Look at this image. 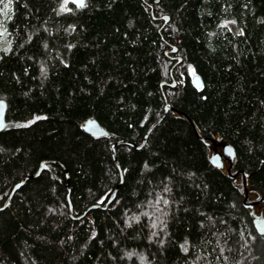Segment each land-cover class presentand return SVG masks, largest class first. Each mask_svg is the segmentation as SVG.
I'll list each match as a JSON object with an SVG mask.
<instances>
[{"label":"trees","instance_id":"obj_1","mask_svg":"<svg viewBox=\"0 0 264 264\" xmlns=\"http://www.w3.org/2000/svg\"><path fill=\"white\" fill-rule=\"evenodd\" d=\"M154 1L12 0L7 16L0 4L10 47L0 53V206L48 165L0 212V264H264L242 181L209 163L184 117L232 146L231 172L264 197V0ZM151 8L169 17L160 33ZM176 56V86L162 92ZM163 94L181 114L168 112L142 149L118 146L115 200L73 220L68 193L73 217L107 201L119 183L111 145L140 144ZM88 118L109 137L85 133Z\"/></svg>","mask_w":264,"mask_h":264},{"label":"water","instance_id":"obj_2","mask_svg":"<svg viewBox=\"0 0 264 264\" xmlns=\"http://www.w3.org/2000/svg\"><path fill=\"white\" fill-rule=\"evenodd\" d=\"M69 1L78 7H82L85 3V0H82V2H81V0H69ZM154 2H155V4H157L158 0H155ZM151 16H152L153 20H159V21L163 22L161 28L158 30V33H160V31L169 22V17L164 15V16L155 18L153 16L152 8H151ZM177 42H179V41H177ZM176 53H177L176 46L171 45V47L169 49L165 50L164 55L168 56L169 54H176ZM171 60L175 61V63L172 65V67L170 69V73H169L170 74V82H161L160 88H161L162 92H163L162 86H167L168 88H171V89L175 88V86H176V81L173 79L171 72L176 66H178L182 62V59H181V57L176 56V57H171ZM192 84L196 88H201L202 82L197 75L192 77ZM163 98H164V102H165L163 110H162L160 116L148 127V129L146 130V133H145L140 144L137 145V144H134V143H132L130 141H126V140H117L111 145L112 159L117 166V170H118V174H119V183L116 185L115 189L113 190L112 194L109 196L107 201L102 205L101 204L91 205L81 215L73 217L72 207L70 204L69 193H68L67 199H68V204H69V214L73 220L79 221V220L83 219L92 210H97V209L106 210L107 207L110 206L113 203V201L115 200L117 190L123 181V174H122L121 168L119 167V165L117 163V159H116V148L118 146L125 145V146L133 148L135 150L142 149L144 147L146 140H147L149 134L151 133V131L165 118V116L167 115L168 112L172 111V112L180 113L179 111L174 110L171 107V105L167 102V99H166L164 94H163ZM6 109H7L6 102L4 100L0 99V123L3 124V127H0V132L2 130H4V128L6 126ZM182 115H184V114H182ZM184 117L189 122V124L193 128L195 134L198 136L200 141L206 147H208L210 149V152L208 155L209 163L214 168L227 173L228 177L230 179H232L234 182L239 183L240 181H242L243 191H244V199H243L242 204L250 212V215L252 217V226H253L254 230L256 231V233L259 236H264V213H263V211L255 210V207L260 205L264 201V197L257 200L259 198V196L256 195L254 191H252V190L248 191L247 190L246 184H245L247 175L243 171H237L235 173L231 172L233 163L235 161V151L232 148V146H230L229 144L223 143L221 138L216 137L212 140H205L204 138L200 137L198 135L191 119L189 117H187L186 115H184ZM82 130L85 133H87L88 135H90L91 137L96 138V139L106 138V137H109V135H110L109 132H107L95 119H92V118H88L83 122ZM45 170H48V165L46 162H41L37 171L34 174L24 177L20 182L15 184L12 187V189H11L7 199L5 200V202L0 206V212L7 208L11 198L13 197V195L24 185L25 182H27L30 179H34V178L38 177L40 175V173L42 171H45ZM238 175L241 177L240 180L237 179ZM68 180H69V177H68V174L66 173L67 190H69ZM248 197L251 199L250 202H247Z\"/></svg>","mask_w":264,"mask_h":264},{"label":"snow or ice","instance_id":"obj_3","mask_svg":"<svg viewBox=\"0 0 264 264\" xmlns=\"http://www.w3.org/2000/svg\"><path fill=\"white\" fill-rule=\"evenodd\" d=\"M81 2H82V0H81ZM11 3H12V0H7V3H5V0H0V4H3L4 5V8L2 10L4 16H7L8 15L9 6L11 5ZM0 35H2V33H0ZM9 50H10V47H9V49H4V51H9ZM190 71H191V73L193 75H195V70L194 69H192ZM37 119H40V117H37ZM34 122H35V120L30 121L29 123H34ZM27 126H28L27 124H24V125H16V127H27ZM0 127H3V124L2 123H0Z\"/></svg>","mask_w":264,"mask_h":264},{"label":"rangeland","instance_id":"obj_4","mask_svg":"<svg viewBox=\"0 0 264 264\" xmlns=\"http://www.w3.org/2000/svg\"><path fill=\"white\" fill-rule=\"evenodd\" d=\"M226 25H228L229 27H231V29H233L232 25H230L229 23H227ZM2 33V35H0V53L4 51V49H9V45H8V41H9V38L3 34V32H0ZM255 210L257 211H263L264 213V205H260V206H256L255 207Z\"/></svg>","mask_w":264,"mask_h":264}]
</instances>
